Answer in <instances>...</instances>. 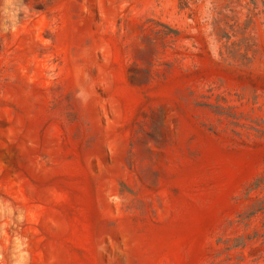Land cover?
<instances>
[{"label": "rangeland", "instance_id": "1", "mask_svg": "<svg viewBox=\"0 0 264 264\" xmlns=\"http://www.w3.org/2000/svg\"><path fill=\"white\" fill-rule=\"evenodd\" d=\"M0 0V264H264V0Z\"/></svg>", "mask_w": 264, "mask_h": 264}, {"label": "clouds", "instance_id": "2", "mask_svg": "<svg viewBox=\"0 0 264 264\" xmlns=\"http://www.w3.org/2000/svg\"><path fill=\"white\" fill-rule=\"evenodd\" d=\"M30 12L26 5L23 4V0H16L15 3L10 4L7 9H5V14L7 15L9 23L4 26V30L8 31L10 27H15L20 22V14L24 13L25 16Z\"/></svg>", "mask_w": 264, "mask_h": 264}]
</instances>
